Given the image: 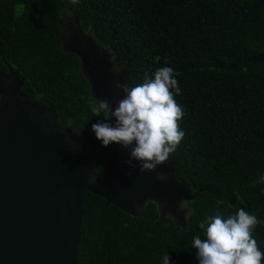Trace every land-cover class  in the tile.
<instances>
[{
  "label": "trees",
  "instance_id": "trees-1",
  "mask_svg": "<svg viewBox=\"0 0 264 264\" xmlns=\"http://www.w3.org/2000/svg\"><path fill=\"white\" fill-rule=\"evenodd\" d=\"M254 0H0V72L7 64L26 81L22 93L60 113V129L83 134L94 168L114 174L120 146H102L91 125L88 82L80 61L64 53L61 37L68 17L114 53L129 86L149 78L158 67L176 73L186 112L185 133L170 156L177 177L202 190L183 230L161 219L149 202L133 217L104 198L85 193L75 264H191L199 223L218 210L225 218L240 208L255 214L260 247L264 229V61L249 59L264 49V8L243 19L241 7ZM165 60L168 64L165 65ZM113 123V120H112Z\"/></svg>",
  "mask_w": 264,
  "mask_h": 264
},
{
  "label": "water",
  "instance_id": "water-1",
  "mask_svg": "<svg viewBox=\"0 0 264 264\" xmlns=\"http://www.w3.org/2000/svg\"><path fill=\"white\" fill-rule=\"evenodd\" d=\"M261 8L264 0H254L241 7V17H253ZM70 25H64L62 51L79 59L92 99L106 100L114 108L124 96L114 81L129 86L125 70L117 68L114 53L82 30L78 18ZM263 61L264 49L249 59ZM7 67L0 72L5 97L0 103V264H75L87 192L133 217L155 203L161 219L171 218L187 229L191 210L185 205L202 190L178 179L175 159L140 173L138 162L133 161L135 168L126 166L129 152L120 147L114 174L103 176L94 168L86 137L70 126L60 129V113L23 94L26 81L19 70ZM157 173L167 179L158 181ZM93 175L95 183L90 182ZM259 234L264 252V229ZM186 262L199 264L196 257Z\"/></svg>",
  "mask_w": 264,
  "mask_h": 264
},
{
  "label": "clouds",
  "instance_id": "clouds-1",
  "mask_svg": "<svg viewBox=\"0 0 264 264\" xmlns=\"http://www.w3.org/2000/svg\"><path fill=\"white\" fill-rule=\"evenodd\" d=\"M69 3L78 5L80 0ZM114 86L123 92V98L114 108L108 101L95 98L91 112L103 120L93 123L91 130L102 146L117 144L128 150L129 158L124 162L127 167L135 168L136 161L140 173L153 172L169 161L185 135L179 124L186 112L176 99L181 95L176 73L170 66L158 67L151 78L146 74L141 84L130 87L114 81ZM4 99L0 94V103ZM156 179L164 181L167 177L157 173ZM95 181L93 175L90 182ZM257 184H264V175L253 180L251 186ZM258 223L256 215L243 208L227 218L218 210L208 216L198 225L204 238L196 235L191 241L199 264H262L264 252L253 231ZM169 260L166 253L162 264H169Z\"/></svg>",
  "mask_w": 264,
  "mask_h": 264
},
{
  "label": "rangeland",
  "instance_id": "rangeland-1",
  "mask_svg": "<svg viewBox=\"0 0 264 264\" xmlns=\"http://www.w3.org/2000/svg\"><path fill=\"white\" fill-rule=\"evenodd\" d=\"M66 21L67 22L71 21V25L70 26H74L75 25V18H73V17H68Z\"/></svg>",
  "mask_w": 264,
  "mask_h": 264
},
{
  "label": "flooded vegetation",
  "instance_id": "flooded-vegetation-1",
  "mask_svg": "<svg viewBox=\"0 0 264 264\" xmlns=\"http://www.w3.org/2000/svg\"><path fill=\"white\" fill-rule=\"evenodd\" d=\"M250 6H251V5H250ZM66 22H67V21H66ZM66 22H65V24H66ZM65 24H64V25H65ZM190 210H191V209H190Z\"/></svg>",
  "mask_w": 264,
  "mask_h": 264
}]
</instances>
